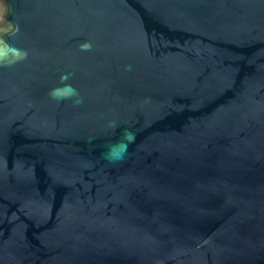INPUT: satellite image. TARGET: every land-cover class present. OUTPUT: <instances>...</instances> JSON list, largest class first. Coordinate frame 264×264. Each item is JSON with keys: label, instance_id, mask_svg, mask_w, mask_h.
Returning a JSON list of instances; mask_svg holds the SVG:
<instances>
[{"label": "water", "instance_id": "obj_1", "mask_svg": "<svg viewBox=\"0 0 264 264\" xmlns=\"http://www.w3.org/2000/svg\"><path fill=\"white\" fill-rule=\"evenodd\" d=\"M5 57L0 264H264V0H0Z\"/></svg>", "mask_w": 264, "mask_h": 264}, {"label": "clouds", "instance_id": "obj_2", "mask_svg": "<svg viewBox=\"0 0 264 264\" xmlns=\"http://www.w3.org/2000/svg\"><path fill=\"white\" fill-rule=\"evenodd\" d=\"M9 48H11V45H8ZM82 50H90L91 45L85 44L81 46ZM19 52L18 49H13V53ZM26 53H23L19 58L22 59L26 57ZM11 62H15L14 60ZM7 63H9L8 58L5 57L2 60H0V66H5ZM68 77L62 76L61 82L65 81ZM78 92L75 88H73L70 84H63V87L53 89L50 92V96H52L53 99H56L57 101L61 100H68L73 99L74 97H78ZM76 103H80L79 100H75ZM136 133L125 129L123 133L121 134L120 138L115 143H110L106 145V151L102 153V158L104 160H107L110 163H118L125 159V157L128 155V148L129 145L135 142Z\"/></svg>", "mask_w": 264, "mask_h": 264}]
</instances>
